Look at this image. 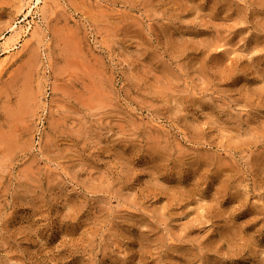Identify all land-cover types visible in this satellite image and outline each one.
Segmentation results:
<instances>
[{
	"label": "rangeland",
	"instance_id": "1",
	"mask_svg": "<svg viewBox=\"0 0 264 264\" xmlns=\"http://www.w3.org/2000/svg\"><path fill=\"white\" fill-rule=\"evenodd\" d=\"M36 3L0 0V264H264V0Z\"/></svg>",
	"mask_w": 264,
	"mask_h": 264
},
{
	"label": "bare ground",
	"instance_id": "2",
	"mask_svg": "<svg viewBox=\"0 0 264 264\" xmlns=\"http://www.w3.org/2000/svg\"><path fill=\"white\" fill-rule=\"evenodd\" d=\"M43 1L44 0H37V3H36V5H39V4H42L43 3ZM31 25V24H30ZM29 27V26H28ZM31 27V26H30ZM31 30V29H30ZM13 33V32H12ZM15 33H19V31L17 32V31H15ZM14 34V33H13ZM19 35V34H18ZM20 35H21V32H20ZM11 36H13V35H11ZM14 36H15V34H14ZM12 39H14V38H12ZM11 41V40H10ZM12 42H10V44H11ZM14 43H16V42H14ZM7 44V43H6ZM13 44V43H12ZM9 45V44H8ZM6 46V45H5ZM10 47H8V46H6V48L5 49H3V51H9L10 49H12L13 47H15V45L14 46H11V45H9ZM8 47V48H7Z\"/></svg>",
	"mask_w": 264,
	"mask_h": 264
}]
</instances>
